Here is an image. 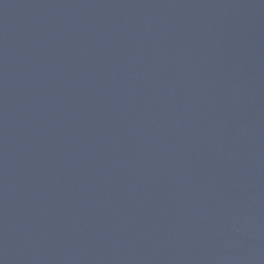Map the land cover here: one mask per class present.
<instances>
[{"label": "water", "instance_id": "water-1", "mask_svg": "<svg viewBox=\"0 0 264 264\" xmlns=\"http://www.w3.org/2000/svg\"><path fill=\"white\" fill-rule=\"evenodd\" d=\"M0 264H264V0H0Z\"/></svg>", "mask_w": 264, "mask_h": 264}]
</instances>
